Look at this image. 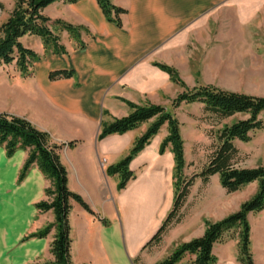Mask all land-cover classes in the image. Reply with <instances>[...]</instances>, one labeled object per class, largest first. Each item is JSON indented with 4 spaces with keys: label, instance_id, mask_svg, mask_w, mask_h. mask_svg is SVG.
<instances>
[{
    "label": "crops",
    "instance_id": "0c3cea01",
    "mask_svg": "<svg viewBox=\"0 0 264 264\" xmlns=\"http://www.w3.org/2000/svg\"><path fill=\"white\" fill-rule=\"evenodd\" d=\"M111 1L127 9L122 27L106 18L98 0H58L44 8V15L85 25L94 36L79 48L65 31L68 53L47 54L36 62L32 75L22 74L16 63L0 64V113L26 118L48 132L52 142L63 143L60 155L69 188L94 211L72 201L73 264H155L162 244L144 246L167 212L164 189L172 180L174 155L159 153L158 133L130 163L135 178L118 190L120 176L109 175L107 168L128 153L153 119L100 141L102 123L129 114L125 100L160 104L178 117L171 99L180 87L154 62L175 66L192 86V44L205 47L202 61L218 60L214 57L221 58L230 46L259 44L264 0ZM2 14L0 9V20ZM21 42L45 52L38 35H25ZM61 69L74 75L52 80L50 73ZM27 158V150L9 156L0 144V264H45L53 256L54 229L45 237L31 236L55 219L52 210L37 207L47 198L50 181L37 164L20 178ZM248 218L255 263L264 264V210L251 212ZM255 227L262 248L254 244ZM229 244L222 253L216 252V264H240L238 240Z\"/></svg>",
    "mask_w": 264,
    "mask_h": 264
},
{
    "label": "trees",
    "instance_id": "16d2710c",
    "mask_svg": "<svg viewBox=\"0 0 264 264\" xmlns=\"http://www.w3.org/2000/svg\"><path fill=\"white\" fill-rule=\"evenodd\" d=\"M55 1L58 0H15V8L8 19L0 25V64L16 62L22 74H33V65L41 59V56L35 50L24 46L21 38L25 35L40 36L45 51L53 54L68 53L67 47L61 42L63 31H67L76 40L79 48L86 45L82 38L83 34L94 36L85 25H75L63 19H52L44 15V8ZM65 1L74 3L78 0ZM98 3L110 22L119 27L123 26L122 15L127 13V9L115 5L111 0H98ZM154 65L166 71L173 82L185 88L173 100V108L179 107L183 102H200L204 104V112L209 113L219 122L238 114L245 117L236 119L232 123H224L218 129L217 144L207 163L201 172L194 173L188 179L184 174L186 162L181 123L178 117L165 106L151 102L139 105L125 100L131 107L130 113L102 123L98 140L113 134H125L153 119L147 130L137 138L129 153L107 168L109 175L120 176L118 190L124 189L128 182L135 178V173L130 169L132 160L151 142L162 127L167 125L168 135L161 142L160 153L164 154L170 148L174 155L173 206L144 248L160 244L173 220H180L179 212L196 178L200 177L204 182H208L211 176L219 174L220 183L228 192L238 191L255 181L258 182L257 191L241 204L238 211L221 220L207 222L203 235L181 243L170 255L155 264H216L218 257L214 252V246L228 237L238 239L240 264H255L251 249L252 229L248 215L251 212L264 210V165L237 166L236 158L239 150L234 142L235 140L248 142L254 131L264 128V96L226 90L210 84L188 88L175 67L160 62H154ZM73 75L72 70L61 69L52 71L50 78L56 80ZM0 144L5 146L9 156L21 148L28 151V158L23 165L20 178H24L30 167L37 164L50 181V185L45 190L47 198L39 201L37 207L43 212L52 210L55 219L31 235L45 237L53 229L55 230L51 243L54 260L45 264H73L70 224L72 201L79 202L92 213L94 211L80 194L69 188L68 170L60 155L63 145L53 143L48 132L40 130L26 118L7 113H0ZM69 144L73 145L75 142ZM187 255L192 256V259L183 263Z\"/></svg>",
    "mask_w": 264,
    "mask_h": 264
},
{
    "label": "rangeland",
    "instance_id": "374dc122",
    "mask_svg": "<svg viewBox=\"0 0 264 264\" xmlns=\"http://www.w3.org/2000/svg\"><path fill=\"white\" fill-rule=\"evenodd\" d=\"M12 1H14V3ZM12 1L9 2V0H0V9L3 13L2 19L0 20V25L8 19L11 12L15 8L16 2L15 0ZM64 32L65 31L61 32V42L65 45L67 39ZM259 32L261 35V38L258 39L259 44L254 46H230L228 52L223 54L221 58L218 55L214 57V59L219 58L218 60L202 61L205 57V47L201 45L195 47L192 44V86L188 85L187 81L181 76L178 68L175 66L173 67L178 70L180 77L188 88H193L200 84H210L226 90L264 96V31L261 30ZM69 38L74 40L75 45L77 44L76 40L70 35ZM82 38L86 42L90 36L85 34ZM39 54L41 56L40 60H42L47 54H49V52L45 51L44 53ZM35 65L36 62L34 63L33 68ZM179 87L180 90L171 99L172 102L178 96V94L185 89L180 85ZM176 112L181 123V134L184 139L186 162L184 174L187 179L190 178L194 173L201 172L204 165L207 163L209 156L217 144L216 137L218 129L221 128L224 123H232L236 119L245 117L242 114H238L234 117L227 118L222 122H219L217 119L210 116L209 113L204 112V107L202 104H197L195 102L192 103V106H186L183 102L179 107H177ZM159 133L161 134L162 142L163 139L168 135L167 125H165V127H163ZM234 143L239 150V154L236 158L237 166L255 167L258 165H264V128L254 131L250 141L243 142L240 140H235ZM61 144L63 145V143ZM132 147H130L129 151ZM166 152H171L170 148H168ZM257 185L258 182L257 184L249 183L238 191L228 192L221 185L219 174L211 176L208 182H204L200 177L196 178L194 184L190 186L189 194L179 212L180 220H173L171 227L163 236L161 242L162 246L159 251L162 253L158 258L155 259V261H153V263L163 260L168 255H170L178 245L199 235L206 229L207 222L221 220L229 214L238 211L241 207V204L255 194L257 191L256 188H258ZM164 195L165 207L167 208V212L164 217L165 219L173 206L175 195L173 174L170 185L164 189ZM226 201H228L229 204H227ZM238 202H240V205ZM260 235V230L255 227L254 244L257 245L260 243L262 248L263 245L260 240ZM234 240L238 239L228 237L226 240L216 243L215 246L217 249H215L214 252L222 253L225 247H228V245H230L229 243ZM251 240V249L254 255L252 230ZM154 257L155 256L153 255L152 258L154 259ZM191 259L192 256L187 255L183 259V263L188 262ZM53 260L54 257L52 256L50 260L46 261V263Z\"/></svg>",
    "mask_w": 264,
    "mask_h": 264
}]
</instances>
